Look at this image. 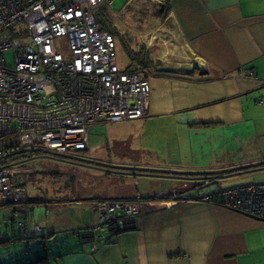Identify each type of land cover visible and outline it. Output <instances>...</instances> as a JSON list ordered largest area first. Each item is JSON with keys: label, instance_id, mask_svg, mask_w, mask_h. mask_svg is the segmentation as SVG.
I'll return each instance as SVG.
<instances>
[{"label": "crops", "instance_id": "obj_1", "mask_svg": "<svg viewBox=\"0 0 264 264\" xmlns=\"http://www.w3.org/2000/svg\"><path fill=\"white\" fill-rule=\"evenodd\" d=\"M167 1L170 10L165 21L156 25L148 42H138L151 61L147 67L139 64L140 74L150 83L149 111L119 139V143L127 140L119 150L132 152L133 157L95 160L182 171L225 167L214 164L220 153L213 144L205 147L203 136L241 129L250 132L251 139L264 133V0ZM242 68H253L255 75L242 76ZM28 164L15 166L24 182L37 172ZM83 165L91 167L85 174L89 180L106 187L78 189L76 198L63 199L29 197L23 185L27 199L49 204L45 215L67 206L84 209L74 226L63 224L60 217L46 228L39 227L44 243L66 231L76 237L72 245L64 242L57 253L45 251L41 264H264V220L218 201L192 198L203 186L218 181H184ZM79 174L84 175L80 170ZM102 199L135 200L141 210L126 220L122 230L95 237V203ZM173 199L177 201L168 206ZM34 208L28 227L39 226L31 218Z\"/></svg>", "mask_w": 264, "mask_h": 264}, {"label": "built area", "instance_id": "obj_2", "mask_svg": "<svg viewBox=\"0 0 264 264\" xmlns=\"http://www.w3.org/2000/svg\"><path fill=\"white\" fill-rule=\"evenodd\" d=\"M111 1L0 0V204L24 196L22 175L4 160L13 150H84L91 124L147 115L150 83L136 61L117 67L114 35L96 19L98 7ZM10 49L12 64L5 57ZM239 73L255 75L253 68ZM192 198L264 220V182L214 186ZM95 210L92 230L101 237L122 230L141 209L135 200L102 199ZM14 226L42 238L38 225L26 229L16 220Z\"/></svg>", "mask_w": 264, "mask_h": 264}, {"label": "rangeland", "instance_id": "obj_3", "mask_svg": "<svg viewBox=\"0 0 264 264\" xmlns=\"http://www.w3.org/2000/svg\"><path fill=\"white\" fill-rule=\"evenodd\" d=\"M107 5L112 18L111 26L113 25L116 30L125 34L126 37L131 35L136 36L138 42L143 39L144 42L149 40L157 27L156 25L165 21L163 20L165 14L162 16L157 14L160 10V5L151 0H112ZM157 16L158 20L155 18ZM114 34L116 35L114 36L116 64L119 69H125L130 64V58L125 51L120 37L118 34ZM61 51L65 53L67 50L61 49ZM5 57L8 64L13 63V52L11 49L6 50ZM133 121H135V119L93 123L88 128L89 149L67 151V153L64 154L79 157H82L81 155H83L85 158H94V160L101 158L114 160L117 157H133L132 152L127 153L119 150L120 144L122 145L127 141L123 139L119 143V139L122 136L121 132L128 131L129 125H135L136 123ZM208 133L209 135L205 137L203 136L201 142L205 147L209 144L215 145V150L220 154L218 156L219 158L214 159V164H224L225 166L220 168H228L264 160V133L251 139L248 138L250 132L241 129H238L235 132L226 131L224 135L221 131ZM102 143L103 147L101 148L99 145ZM91 145L95 147L90 149ZM44 154H46V156L28 161V165H34L35 170H37V172H35L29 179L25 177L26 182H24V186L26 187V192L29 197L38 196L52 198L59 195L58 198L71 199L76 198V191L78 189L88 190L94 186L101 188L102 186L106 187V185L101 183L96 184L92 179L89 180V175V177L85 175L87 173L86 171L90 170V166H84L83 164H76L68 160L60 159L53 153ZM139 155L144 157V153H139ZM134 156L138 157L137 154H134ZM231 158L233 159L231 160ZM79 170L80 173H83L84 175H80ZM198 180L199 179H192L191 181L196 182ZM216 180L218 181L217 183H214L216 185L210 187L203 186V188L208 189L214 186L231 185L242 182H264V168L230 176L218 177ZM112 186L114 190L119 189L116 185ZM59 203H57V205ZM26 205L28 206L30 204L24 194L21 200L0 206V238L6 234L5 232H7L5 231L4 226L6 225L9 229L11 227V215H15L16 217V215H19L21 211H23L22 208L26 207ZM45 205L49 204L44 202L35 204V212L34 215L31 216L33 222H37L39 227L43 226L45 228L48 226V223L57 222L60 217L65 220V223L63 224L74 226L76 225V219L80 217L79 211L84 210L73 206H67L56 214L51 211L49 214L50 217L47 219L49 215H45ZM28 219L30 220V217L27 218V220ZM16 220L22 219L16 218ZM27 220H23L26 229H28L27 222L29 221ZM87 220L92 223L91 217H88ZM55 238L57 239L55 240ZM74 238L76 237L73 233L66 231L62 234L56 233L51 238H46L45 243L43 244H40L36 238L29 239L28 246H25V243L22 242H16L14 244L0 242V263L14 264L18 259H25V257L33 258L35 250H38L39 252L47 251L49 255H51L53 251L54 253H57L60 246L63 245V241L72 245ZM44 247H46L47 250Z\"/></svg>", "mask_w": 264, "mask_h": 264}, {"label": "trees", "instance_id": "obj_4", "mask_svg": "<svg viewBox=\"0 0 264 264\" xmlns=\"http://www.w3.org/2000/svg\"><path fill=\"white\" fill-rule=\"evenodd\" d=\"M158 4L160 5L159 6L160 10H159V12H157V14H160L161 16L163 14H165V16H166L170 10L168 1L165 0V1L158 3ZM95 13H96V19L98 21H100L104 25L105 28H107L114 36H116L114 33L118 34V36L120 37V40H121V42L125 48V51L127 52V55L130 58V63L133 61H136L142 67L143 66L147 67L149 64H151V61H150L149 57L147 56V53L144 51L142 44L138 43L136 36L131 35V36L126 37L125 34H122L120 31L116 30L113 25L111 26L112 18H111V14L109 12L107 4L100 5ZM132 37H134V38H132ZM131 39H132V42H131ZM132 45H133V47H132ZM44 153H53V152H50L48 150H45V149H42L39 147H31V148H26V149H16V150H13L11 153H9L4 158V160L10 166H17V165L23 164L27 161L33 160L35 158H41L43 156H46V154H44ZM53 154L55 155V153H53ZM55 156H57V155H55ZM81 156L83 157V155H81ZM60 159H63V158H60ZM63 160H68V161H71L74 163L78 162L74 159H71V160L63 159ZM79 163H82V162H79ZM260 168H264V164L252 167V168L247 169V170H242L241 172H238V173L225 174L224 176L240 174V173H244V172H248V171H252V170H258ZM108 172H112V170H108ZM129 172L134 173V174L139 173V172H134V171H129ZM145 173L148 175H152V176H167V177H173L175 179H184V180L204 179V180H208L211 182H217L216 178L224 177V176H220V175L202 176V175H197V174H166V175H163L162 172L161 173L160 172H155V173L145 172ZM27 201L30 205H28V206L26 205V207L22 208L23 211H21V213L19 215H16V217H15V215L11 216V219L13 220V222H12V225L10 228V232H9V234H5L4 236H2L0 238L1 243H12V244H14L16 242H22V243H25V246L29 245L28 244L29 239L33 238V236L28 234V232H26V234H21L20 230L14 226V222L16 221V218H20V219L26 221L27 218L30 217V215H31L30 211H32L35 204H38L39 199L32 198V199H27ZM8 203H13V202L9 201V202H6L4 204H8ZM28 228H30V227H28ZM39 235H41V234L39 233ZM34 238H36V237H34ZM37 241L40 244L44 243L42 238L37 239ZM64 242H66V241H63V243ZM44 248L46 249V247H44ZM44 259H46V253L45 252H39L38 250H35L33 258L25 257V259H21V260L18 259L14 264H41V262ZM0 264H2V263H0Z\"/></svg>", "mask_w": 264, "mask_h": 264}, {"label": "water", "instance_id": "obj_5", "mask_svg": "<svg viewBox=\"0 0 264 264\" xmlns=\"http://www.w3.org/2000/svg\"><path fill=\"white\" fill-rule=\"evenodd\" d=\"M60 158L63 159H74L78 162L86 163V164H92L96 166L106 167L110 169H121V170H130L134 172H166L171 174H197V175H220L224 176L225 174H232V173H238L242 170H247L255 166L263 165L264 160L258 161L255 163H248L238 166H232L228 168H218V169H210V170H198V171H182V170H173V169H160V168H148V167H139V166H129V165H116V164H110L106 162H102L99 160H94L90 158L85 157H79V156H70L66 155L64 153H56Z\"/></svg>", "mask_w": 264, "mask_h": 264}, {"label": "flooded vegetation", "instance_id": "obj_6", "mask_svg": "<svg viewBox=\"0 0 264 264\" xmlns=\"http://www.w3.org/2000/svg\"><path fill=\"white\" fill-rule=\"evenodd\" d=\"M76 163H79V162H76ZM91 165V164H90Z\"/></svg>", "mask_w": 264, "mask_h": 264}]
</instances>
